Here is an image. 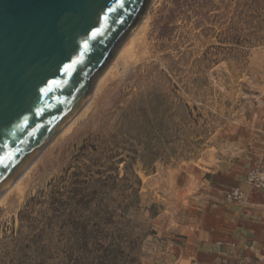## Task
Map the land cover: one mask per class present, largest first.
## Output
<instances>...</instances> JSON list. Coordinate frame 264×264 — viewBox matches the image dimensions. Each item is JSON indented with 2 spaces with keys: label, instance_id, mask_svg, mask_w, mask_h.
Returning a JSON list of instances; mask_svg holds the SVG:
<instances>
[{
  "label": "rangeland",
  "instance_id": "rangeland-1",
  "mask_svg": "<svg viewBox=\"0 0 264 264\" xmlns=\"http://www.w3.org/2000/svg\"><path fill=\"white\" fill-rule=\"evenodd\" d=\"M143 19L128 72L1 200L0 264H196L215 180L264 165V0H151Z\"/></svg>",
  "mask_w": 264,
  "mask_h": 264
},
{
  "label": "water",
  "instance_id": "water-1",
  "mask_svg": "<svg viewBox=\"0 0 264 264\" xmlns=\"http://www.w3.org/2000/svg\"><path fill=\"white\" fill-rule=\"evenodd\" d=\"M151 0H0V194L91 94Z\"/></svg>",
  "mask_w": 264,
  "mask_h": 264
},
{
  "label": "crops",
  "instance_id": "crops-1",
  "mask_svg": "<svg viewBox=\"0 0 264 264\" xmlns=\"http://www.w3.org/2000/svg\"><path fill=\"white\" fill-rule=\"evenodd\" d=\"M215 182L217 186L210 191L214 203H209L201 218L196 264H264V201L261 195L248 183L244 185V180ZM238 184L244 186L241 190L245 194L246 207L226 204L216 193L223 194L222 189H232Z\"/></svg>",
  "mask_w": 264,
  "mask_h": 264
},
{
  "label": "bare ground",
  "instance_id": "bare-ground-1",
  "mask_svg": "<svg viewBox=\"0 0 264 264\" xmlns=\"http://www.w3.org/2000/svg\"><path fill=\"white\" fill-rule=\"evenodd\" d=\"M144 20V19H143ZM144 28V25H139L137 29L134 30V32L130 35L131 37L128 38V41L125 45H123L121 52L118 53L117 58H115L112 62L111 69L109 68V71L106 70L103 72V74L100 75L99 79L97 80L91 94L89 95L88 99L83 103V105L79 108V110L68 120V122L63 126L61 129V132H65L69 130V128L72 126L74 121L82 116L85 115L86 112L89 110V106L91 104V101L93 97L95 96L96 91L98 90L99 86L101 85V82L105 80L107 75L111 74L113 70H115V74H126L129 70L130 66V60L133 59L136 55L135 46H136V40ZM60 132V133H61ZM50 144V143H49ZM41 154V153H40ZM39 154V155H40ZM38 157V156H37ZM37 157H35L28 166L11 182V184L0 194V202L4 199V197L7 195L9 190L13 188L15 185H18L20 180L27 174V172L30 170L34 162L36 161ZM2 203V202H1Z\"/></svg>",
  "mask_w": 264,
  "mask_h": 264
},
{
  "label": "built area",
  "instance_id": "built-area-1",
  "mask_svg": "<svg viewBox=\"0 0 264 264\" xmlns=\"http://www.w3.org/2000/svg\"><path fill=\"white\" fill-rule=\"evenodd\" d=\"M247 183L261 195L264 201V165L259 169H254L249 172ZM225 198L228 201L243 203L245 201V194L240 188L236 187L227 191Z\"/></svg>",
  "mask_w": 264,
  "mask_h": 264
}]
</instances>
